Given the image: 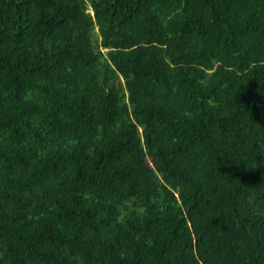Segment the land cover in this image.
<instances>
[{"label":"trees","instance_id":"16d2710c","mask_svg":"<svg viewBox=\"0 0 264 264\" xmlns=\"http://www.w3.org/2000/svg\"><path fill=\"white\" fill-rule=\"evenodd\" d=\"M0 264H264V0H0Z\"/></svg>","mask_w":264,"mask_h":264},{"label":"rangeland","instance_id":"374dc122","mask_svg":"<svg viewBox=\"0 0 264 264\" xmlns=\"http://www.w3.org/2000/svg\"><path fill=\"white\" fill-rule=\"evenodd\" d=\"M148 162H149V160H148ZM150 164V163H149ZM151 165V164H150Z\"/></svg>","mask_w":264,"mask_h":264}]
</instances>
